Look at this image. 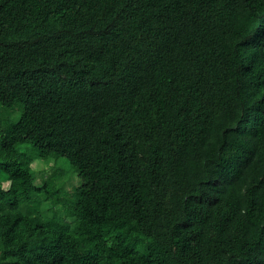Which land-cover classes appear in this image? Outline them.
Masks as SVG:
<instances>
[{
    "label": "trees",
    "instance_id": "obj_1",
    "mask_svg": "<svg viewBox=\"0 0 264 264\" xmlns=\"http://www.w3.org/2000/svg\"><path fill=\"white\" fill-rule=\"evenodd\" d=\"M0 104V264H264V0H0Z\"/></svg>",
    "mask_w": 264,
    "mask_h": 264
},
{
    "label": "rangeland",
    "instance_id": "obj_2",
    "mask_svg": "<svg viewBox=\"0 0 264 264\" xmlns=\"http://www.w3.org/2000/svg\"><path fill=\"white\" fill-rule=\"evenodd\" d=\"M22 105H18L16 109L3 108L0 104V118H12L14 120L19 119L22 114ZM24 145L23 149L28 148L35 149L30 144ZM34 155V154H33ZM33 169L35 176V183L37 185H42L43 181L48 177H56L55 183L63 191L61 194V202L54 203L51 200H45L42 197L41 202H30L21 207V210L25 213H31L34 215H41L43 217H51L54 213L64 216L67 220L72 221V217L68 215L67 211L71 205L72 192L76 184L79 183L77 178V172L70 165L69 161L65 157H60V159L49 158L42 159L34 155Z\"/></svg>",
    "mask_w": 264,
    "mask_h": 264
}]
</instances>
